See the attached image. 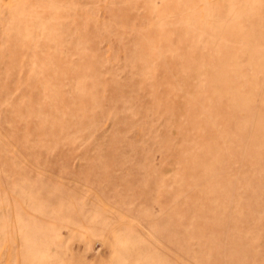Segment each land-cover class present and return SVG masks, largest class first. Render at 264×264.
I'll return each mask as SVG.
<instances>
[{
  "label": "rangeland",
  "instance_id": "374dc122",
  "mask_svg": "<svg viewBox=\"0 0 264 264\" xmlns=\"http://www.w3.org/2000/svg\"><path fill=\"white\" fill-rule=\"evenodd\" d=\"M0 264H264V0H0Z\"/></svg>",
  "mask_w": 264,
  "mask_h": 264
}]
</instances>
